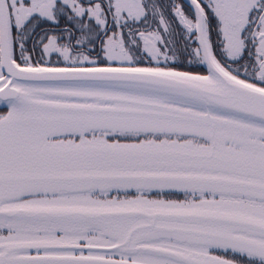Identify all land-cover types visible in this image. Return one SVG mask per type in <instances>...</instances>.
Wrapping results in <instances>:
<instances>
[{
    "label": "snow or ice",
    "instance_id": "snow-or-ice-1",
    "mask_svg": "<svg viewBox=\"0 0 264 264\" xmlns=\"http://www.w3.org/2000/svg\"><path fill=\"white\" fill-rule=\"evenodd\" d=\"M0 264H264V0H0Z\"/></svg>",
    "mask_w": 264,
    "mask_h": 264
}]
</instances>
